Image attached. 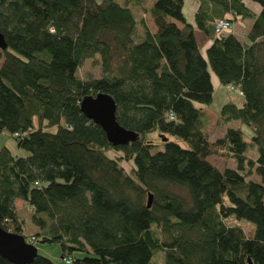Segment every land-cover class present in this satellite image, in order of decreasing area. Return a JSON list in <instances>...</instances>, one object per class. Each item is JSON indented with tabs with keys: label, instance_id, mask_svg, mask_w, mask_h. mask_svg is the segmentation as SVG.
<instances>
[{
	"label": "trees",
	"instance_id": "16d2710c",
	"mask_svg": "<svg viewBox=\"0 0 264 264\" xmlns=\"http://www.w3.org/2000/svg\"><path fill=\"white\" fill-rule=\"evenodd\" d=\"M132 1L0 0V132L26 152L0 146V227L32 245L57 242L66 264H151L157 251L161 264H264V0H248L258 12L243 0H198L194 25L183 0H153L154 29ZM236 17L251 20L242 41L227 33ZM217 19L231 28L216 34ZM196 31L210 40L204 56ZM94 55L101 74L80 79ZM210 73L240 97L221 105L216 123L248 126V140L228 126L206 137ZM98 92L135 141L110 145L80 112V99ZM216 149L234 167L212 164ZM16 199L37 228L31 241ZM229 217L252 223L249 235ZM29 264L53 263L36 254Z\"/></svg>",
	"mask_w": 264,
	"mask_h": 264
},
{
	"label": "rangeland",
	"instance_id": "374dc122",
	"mask_svg": "<svg viewBox=\"0 0 264 264\" xmlns=\"http://www.w3.org/2000/svg\"><path fill=\"white\" fill-rule=\"evenodd\" d=\"M116 1L120 3L122 0ZM152 2L153 0H133L132 3L129 4V7L131 8V11L135 15V17L144 18L147 21L149 27H152V24L149 19L147 9L151 6ZM183 2V13L187 16L188 13H190L191 11V7H193V0H183ZM99 74H101V69L99 66L97 55H94L92 58L84 59L76 70V75L80 79L96 77ZM211 90L212 99L210 104H208L207 106L200 105L203 108V114L206 117L204 133L208 140L213 141L215 138L220 137L227 126L233 128L239 127L242 130L243 139L248 140L251 135V130L248 126L241 124L238 121H230L225 125H220L216 123L217 114L221 105L227 101L239 104L240 97L236 94L234 90L229 89L227 87H223L221 85H217L215 87L211 83ZM146 138L156 144L158 143L159 137L155 133H150L146 136ZM0 146L7 147V149L12 155L23 156L26 154L24 150L16 146L13 138L4 131L0 132ZM114 153L118 154V152L107 151V154L109 156L114 157ZM247 156L253 159L255 157L254 151L252 150L248 152ZM207 159L218 169H222L224 167H234L235 165L234 161L227 155H225V153L220 149H216V151L210 154ZM119 165L123 168L125 172H128L131 167V162L120 161ZM15 209L17 211L18 217L23 221L22 232L26 236L27 240H29L28 236L31 233L37 231V228H35V226L30 221V211L27 207L23 208L22 201L18 199L15 200ZM225 223L228 225L240 226L245 235H249L250 231L253 229L252 223H249L242 219L235 220L232 217H229L225 220ZM33 246L35 247L37 254L47 257L49 260L52 261L53 264H66L65 261L60 258L61 249L57 242L40 241L39 239H37L33 241ZM77 254L78 253L76 251H73L72 253L73 256H77ZM162 257L163 256L161 251H157L152 256L150 263L161 264Z\"/></svg>",
	"mask_w": 264,
	"mask_h": 264
},
{
	"label": "water",
	"instance_id": "95a60500",
	"mask_svg": "<svg viewBox=\"0 0 264 264\" xmlns=\"http://www.w3.org/2000/svg\"><path fill=\"white\" fill-rule=\"evenodd\" d=\"M6 47L2 34L0 33V49ZM80 112L93 123L97 124L104 132L107 143L113 146L125 145L137 138V133L123 128L115 120V103L113 99L104 92L95 95L83 96L79 101ZM151 202V194H147L146 207ZM37 254L35 247L27 243L24 237L6 231L0 227V257L12 264H29ZM247 264H252L246 259Z\"/></svg>",
	"mask_w": 264,
	"mask_h": 264
},
{
	"label": "crops",
	"instance_id": "0c3cea01",
	"mask_svg": "<svg viewBox=\"0 0 264 264\" xmlns=\"http://www.w3.org/2000/svg\"><path fill=\"white\" fill-rule=\"evenodd\" d=\"M243 2L254 12H258L259 7L257 4L255 3H251L248 0H243ZM184 3V2H183ZM183 5L182 4V13H183ZM198 5V0H193V7H191V11L190 13H188V15L186 16L184 13V18L185 20L194 25V21H193V14L195 12V9ZM150 19V17H149ZM151 21V19H150ZM147 22V21H146ZM251 20L250 19H240L238 17L235 18V20L232 22V29L230 31H228L227 33H232L233 35H235L239 40H244V36L246 31L248 30L249 26H250ZM152 24V23H151ZM242 25V26H241ZM150 29H154L153 24L152 27H149ZM240 28V29H239ZM195 36H196V41L199 47V51L200 54L202 56H204V50L205 48L210 44V40H208L207 38H205L200 32L196 31L195 32ZM199 39V40H198ZM210 82L212 83L213 86H217L218 82L216 80V77L210 73Z\"/></svg>",
	"mask_w": 264,
	"mask_h": 264
},
{
	"label": "built area",
	"instance_id": "2783aa9c",
	"mask_svg": "<svg viewBox=\"0 0 264 264\" xmlns=\"http://www.w3.org/2000/svg\"><path fill=\"white\" fill-rule=\"evenodd\" d=\"M230 28H231V25H230L229 21H227L226 19H217L214 21V32L216 34H221L225 31H228ZM32 239L33 238L31 237L30 241ZM64 261H65V263L69 262L68 259H65Z\"/></svg>",
	"mask_w": 264,
	"mask_h": 264
}]
</instances>
